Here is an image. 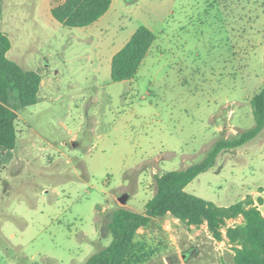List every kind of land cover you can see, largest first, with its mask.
Returning a JSON list of instances; mask_svg holds the SVG:
<instances>
[{
    "label": "rangeland",
    "instance_id": "1",
    "mask_svg": "<svg viewBox=\"0 0 264 264\" xmlns=\"http://www.w3.org/2000/svg\"><path fill=\"white\" fill-rule=\"evenodd\" d=\"M61 1L0 0L6 56L42 78L38 102L17 109L15 147L0 151V264H83L110 243L113 211L143 210L155 175L251 128L264 85V0H112L81 28L52 17ZM140 25L155 35L150 51L133 79L113 82L110 54ZM186 191L218 206L250 198L264 215V128ZM155 219L135 239L152 257L141 264H181L176 251L185 264H233L226 230L241 216L221 239L181 223L175 244Z\"/></svg>",
    "mask_w": 264,
    "mask_h": 264
},
{
    "label": "trees",
    "instance_id": "2",
    "mask_svg": "<svg viewBox=\"0 0 264 264\" xmlns=\"http://www.w3.org/2000/svg\"><path fill=\"white\" fill-rule=\"evenodd\" d=\"M112 0H62L50 9L52 17L66 27L81 28L98 20L108 11ZM155 40L154 33L140 25L129 40L111 57L110 79L113 82L131 80ZM11 47L6 34L0 31V151L15 147L18 118L17 109L36 104L41 75L25 70L6 54ZM15 91V102L10 101L9 88ZM254 125L229 139H220L206 152L203 159L185 168L154 176L155 192L142 212L120 207L110 215L107 228L110 243L91 254L83 264H140L148 257L142 246L135 243L138 230L152 218L166 215L186 226L205 224L216 239H221L220 228L228 219L241 216L243 223L228 227L227 240L233 244V264H264V215L245 198L228 206L186 191V186L200 173L212 168L221 152L237 148L257 136L264 128V85L250 99ZM185 256L187 252H184Z\"/></svg>",
    "mask_w": 264,
    "mask_h": 264
},
{
    "label": "crops",
    "instance_id": "3",
    "mask_svg": "<svg viewBox=\"0 0 264 264\" xmlns=\"http://www.w3.org/2000/svg\"><path fill=\"white\" fill-rule=\"evenodd\" d=\"M117 51H115V52H117ZM149 51H150V49H149ZM115 52L114 51L111 52V54H110L111 55L110 56V62H111V57L113 56V54ZM41 81H42V78H41ZM123 81H128V80H123ZM254 201H255V199H254ZM155 221L158 222L159 228L162 230V232L164 233V235L170 240L169 244H175V240H174L175 239V236L174 235H176V233H179L181 231L185 232V229L181 225V222L178 219L172 217L169 214L166 215V216H164L163 218H156ZM189 227H192V226H189ZM142 229H144V227L139 229L140 232L142 231ZM139 230H138V232H139ZM142 238H144V237H142ZM164 244H166V243H164ZM173 248L175 250H177V247L173 246ZM176 252H177V253H175V256L176 257L172 258L171 262H174L176 260V263H179L180 262L181 264H185V261L183 259H185L186 256L185 255L180 256L179 251H176ZM151 258L152 257H148L147 260H150ZM163 263L164 264H169V262L167 261V257H164L163 256Z\"/></svg>",
    "mask_w": 264,
    "mask_h": 264
},
{
    "label": "water",
    "instance_id": "4",
    "mask_svg": "<svg viewBox=\"0 0 264 264\" xmlns=\"http://www.w3.org/2000/svg\"><path fill=\"white\" fill-rule=\"evenodd\" d=\"M127 199H128V195L127 194H123V195H121L119 198H118V200L122 203V204H125L126 203V201H127Z\"/></svg>",
    "mask_w": 264,
    "mask_h": 264
}]
</instances>
